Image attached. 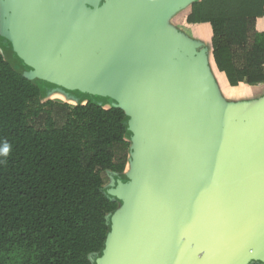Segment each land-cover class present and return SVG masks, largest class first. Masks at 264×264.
<instances>
[{"label": "water", "instance_id": "obj_1", "mask_svg": "<svg viewBox=\"0 0 264 264\" xmlns=\"http://www.w3.org/2000/svg\"><path fill=\"white\" fill-rule=\"evenodd\" d=\"M190 1L3 3V32L44 85L131 119L137 170L107 190L129 204L96 264H264V106L220 107L204 53L166 25Z\"/></svg>", "mask_w": 264, "mask_h": 264}, {"label": "trees", "instance_id": "obj_2", "mask_svg": "<svg viewBox=\"0 0 264 264\" xmlns=\"http://www.w3.org/2000/svg\"><path fill=\"white\" fill-rule=\"evenodd\" d=\"M263 16L264 0L191 4L187 23L211 25L216 67L233 87L264 84ZM19 62L24 71L0 50V264H96L121 209L107 190L131 170V119L93 96L46 100L52 88Z\"/></svg>", "mask_w": 264, "mask_h": 264}, {"label": "crops", "instance_id": "obj_3", "mask_svg": "<svg viewBox=\"0 0 264 264\" xmlns=\"http://www.w3.org/2000/svg\"><path fill=\"white\" fill-rule=\"evenodd\" d=\"M174 12L167 20L166 25L176 35L187 43H191L197 50L204 53L207 71L211 80L216 101L220 107L232 109L237 107L264 106V84L247 85L242 83L236 87L229 84L226 75L220 72L215 64L212 48L213 29L209 23L190 25L187 17L191 7ZM257 31L264 33V16L257 19ZM203 41H211L210 48H204ZM206 51V52H205Z\"/></svg>", "mask_w": 264, "mask_h": 264}, {"label": "rangeland", "instance_id": "obj_4", "mask_svg": "<svg viewBox=\"0 0 264 264\" xmlns=\"http://www.w3.org/2000/svg\"><path fill=\"white\" fill-rule=\"evenodd\" d=\"M4 1L5 0H0V21H2L5 25V17H6V11H5V7H4ZM197 0H192L190 1L187 5L179 8L177 11H182L181 9L186 10L188 7H191V4L193 2H195ZM202 45L204 46V48H210L211 46V41H203ZM0 50L4 53L5 58L17 69H19L20 71H24V69L21 67L19 59L20 57L18 56L17 51L14 48V45L12 44V42L9 39V34L7 32V30L5 29V31L2 33L1 38H0ZM206 52V51H205ZM21 60V59H20ZM25 64V63H24ZM26 65V64H25ZM27 66V65H26ZM28 67V66H27ZM29 70L26 69L27 73H30L32 76H34L39 82L42 83V79L36 74V71H34L32 68L28 67ZM43 85V83H42ZM48 97L46 98V100L48 99H52L56 102H61V103H69L70 105H76L79 102L84 103L86 100H88L91 95L89 94H84V99L80 101V98H77L76 96H74V94L68 92L67 90H65L64 88H60V87H55L52 88V90L50 92L47 93ZM106 103L109 104H113V101L105 98ZM220 105V104H219ZM139 140L136 139V147L139 145ZM137 168L135 165H133V168L131 169L130 173H127L124 177L127 179V181L135 174ZM111 184V182H110ZM129 204V200H121V212H125L127 207ZM252 263V262H251Z\"/></svg>", "mask_w": 264, "mask_h": 264}, {"label": "clouds", "instance_id": "obj_5", "mask_svg": "<svg viewBox=\"0 0 264 264\" xmlns=\"http://www.w3.org/2000/svg\"><path fill=\"white\" fill-rule=\"evenodd\" d=\"M4 154H5V155L7 154V148H5V150H4Z\"/></svg>", "mask_w": 264, "mask_h": 264}]
</instances>
